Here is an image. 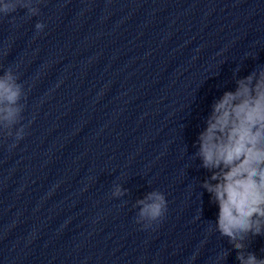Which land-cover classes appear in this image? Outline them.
<instances>
[{"label":"clouds","instance_id":"obj_1","mask_svg":"<svg viewBox=\"0 0 264 264\" xmlns=\"http://www.w3.org/2000/svg\"><path fill=\"white\" fill-rule=\"evenodd\" d=\"M21 9L29 17L39 11L34 0H0V16ZM43 27L39 22L35 25L38 31ZM234 83V90L224 91L213 102L198 135L196 155L211 173L202 186L219 208L216 231L228 238L239 264H264V258L245 252L247 239L264 236V65L244 77L234 73ZM22 96L23 85L11 69L6 70L0 76V130L23 119ZM24 127L16 133V141L23 139ZM113 194L122 195L119 186ZM146 200L150 202L137 201L143 205L140 218L149 222L145 229L160 222L167 212L163 194L152 192Z\"/></svg>","mask_w":264,"mask_h":264}]
</instances>
